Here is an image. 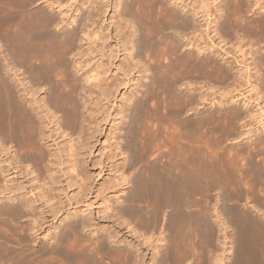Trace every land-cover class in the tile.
<instances>
[{"label": "bare ground", "instance_id": "bare-ground-1", "mask_svg": "<svg viewBox=\"0 0 264 264\" xmlns=\"http://www.w3.org/2000/svg\"><path fill=\"white\" fill-rule=\"evenodd\" d=\"M113 1L0 0V264H107L110 260L106 258L116 264H144L145 253L141 251L138 242L133 240L137 243L134 244L131 239L129 241L128 237L126 239L122 235L125 240L123 239L124 244L120 245L123 240H115L118 234L122 233L117 231L119 228L115 226L118 228L116 230L100 224L92 210L90 211L93 203L89 196L94 193L92 190L95 187L92 186L94 172L89 169V163H92L94 168L97 164L106 166V161H118L119 155H123L120 159L122 162L119 161L117 165L122 164L124 170L116 167L123 171L136 168L134 184L143 195L138 192L140 195L137 200L131 198L132 195L130 200L116 198L117 204H123H118L116 213L114 210H107L110 208L107 205L109 202L105 201L106 207L98 211L100 218L105 220L118 215L135 218L140 226L139 231H142L140 235L144 238V245L148 244L151 251L158 246L162 248L158 247L155 251L153 259H150L151 264H186L187 258L194 253V242L188 240L199 227V221L196 225L188 218V208L195 207L192 206L195 195H190L189 191H204L205 185L216 176V172L213 175L212 171H215L214 167L221 163V159L217 154L220 163L217 162L214 154L215 161L207 160L216 165L210 166L204 155V151L208 150L205 149L207 140L202 142V136H199L203 135L199 131L205 125V120H211L212 117L216 120L217 115L214 114L210 118L208 115L206 119H203L204 115H200L194 123L195 126L191 125L193 121L190 124L189 119L187 124V119L181 118L185 102L209 100L226 103L218 99H225L227 96L235 102L239 100L235 98L237 95H243L241 99L245 101L242 104L249 107L252 100H257L258 103V100L264 98L258 91V86L264 84V75L260 79L259 70L254 71L255 73L252 71V65H264V53L262 56L260 54L258 59L254 56L256 51L259 53L260 48L264 47V0ZM109 10L113 11V14L110 21L105 22L103 17ZM255 45H258L256 49ZM120 54H123L122 58ZM219 57H224L223 61L220 59L219 62ZM117 59L119 63L116 62ZM182 69L184 73L181 72ZM179 72L182 73L180 77H183L184 81L179 77ZM122 86L136 87L132 88L130 94L124 92L123 95L119 93ZM139 90L142 100L138 98ZM245 90L250 91L247 93L249 96L251 92H255V99H247L248 95L244 96ZM183 91L188 92L185 94L187 96H184ZM119 94L123 97L119 98ZM260 104L261 102L257 104L258 107ZM251 108L249 107L250 110ZM259 108L261 114L256 112L257 110L247 112L251 115L250 118L255 119V124L258 122L257 125H263L264 130V118L261 116L264 110ZM234 109L228 111L231 112L230 115L244 119L247 117V112L246 115L244 111H239V108ZM177 117H180L181 125H191L196 134L194 131L189 133L187 125L183 127L185 130L179 132L178 137V133L175 136L169 135L172 129L166 134V121L171 122L175 118L174 121L178 122ZM161 122L162 125L166 123L163 125L164 132L160 126ZM245 126L248 127L247 132L243 133L248 134L246 136L248 142L251 141L252 151H248L250 155L246 166L245 163L240 166V156H235L236 165H232L235 170L230 173L235 172V192L237 191L241 198L247 190L262 197L264 154L261 155L257 148L264 143V135L259 139L257 133H254L259 130L258 126L255 127L251 123ZM213 127L216 128V125ZM203 128L206 132L207 128ZM162 132L163 136L169 135V142H166L167 137L166 141L162 139ZM175 132L171 134L174 135ZM187 133L196 137V141L199 139L192 151L186 148L183 141ZM122 135L123 138L120 139ZM216 137L212 138L216 140ZM114 138L115 141H112ZM160 138L163 142L170 143L171 147L165 143L168 149L162 151V156H156L157 148L154 146ZM120 140L123 141L122 145ZM162 140L158 143H163ZM160 146L161 144L158 147ZM241 146L243 147L242 144ZM241 146L235 149L236 155L243 152H240ZM96 149L101 150L99 153L103 154L93 159ZM263 151L264 149L261 152ZM210 157L212 159V156ZM205 161L209 164L207 168ZM209 166L214 170H209ZM218 168L221 169V166ZM220 169L216 170L217 173ZM230 169H226L225 173ZM221 170L218 174L222 177L224 166ZM124 174L121 175L123 181L133 180L126 178L128 173L126 176ZM146 178H154L155 183L157 181L156 184L152 182L157 186L156 192L152 184L149 185L151 189L153 187L155 195L150 194L152 191L147 195L149 186L141 184ZM230 179L233 181V178ZM115 181H118L117 178ZM211 182L212 180V185L214 181ZM215 183L212 187H215ZM106 185L103 186L105 190ZM141 185L146 188L147 194L145 191L143 193L144 188ZM103 191L104 188L101 194H104ZM133 193L136 195V189ZM257 197H254V202ZM260 201L263 200L260 199L259 204ZM208 203L209 200L205 206L210 205L209 211L212 212L214 205ZM257 204L249 205L250 208L247 206L246 212L239 207L235 209V228L231 227L236 234V237L234 233L231 234L235 237L234 243L232 241V264H264V215L262 219H256L257 216H252L250 210ZM77 205L84 206L85 210H77ZM261 205L264 206V203ZM263 206L258 207L259 209L256 207L257 212L261 209L263 213ZM201 212H204L206 217L203 221L200 220V223H205L208 235L205 225H202L204 230L201 226L200 229L202 228L201 231H204L207 237L205 235L200 238L215 246L219 240L218 231L222 230L219 229V219H211L212 216L203 207ZM213 212L216 213L214 210ZM197 216L200 219V215ZM59 219L61 222L57 224ZM172 220L175 221L176 229ZM126 222L128 223L127 220ZM118 223L120 224L119 220ZM120 225L118 226L122 227L123 224ZM47 229L48 234L44 235ZM174 229L177 232L175 236L172 235ZM95 234L96 237L92 239ZM195 234L191 237L197 238L199 234ZM171 237H175V240ZM158 241L161 242L160 245ZM37 242L38 246H35ZM227 243L222 244V247L227 246ZM200 244L201 240L199 246ZM204 245L199 248L207 246ZM169 250H173V258L165 256L167 251L171 252ZM204 251L209 252L206 249ZM220 252L221 249L217 253ZM161 253L163 255L158 257ZM209 259H212H207L212 262L210 264H224L221 259ZM196 260H192L194 264Z\"/></svg>", "mask_w": 264, "mask_h": 264}, {"label": "rangeland", "instance_id": "rangeland-1", "mask_svg": "<svg viewBox=\"0 0 264 264\" xmlns=\"http://www.w3.org/2000/svg\"><path fill=\"white\" fill-rule=\"evenodd\" d=\"M78 1H81V0H78ZM85 1V0H84ZM112 2H114L113 0H112ZM113 14V11H111V10H109L107 13H106V16H104L103 17V20L105 19V22H107V20H108V22L110 21V16ZM258 45H255V49H256V47H257ZM263 46V44L261 45V47ZM260 48V47H259ZM261 49V53L259 52V53H256L255 52V57H256V59H258L259 58V55L260 56H262V53H264V47H262V48H260ZM184 52V50L182 49L181 50V53H183ZM167 54H165V56H166ZM264 55V54H263ZM123 57V54H120V58H122ZM224 57H226L227 58V56H224ZM224 57H223V59H224ZM225 58V59H226ZM162 59L164 60V57H162ZM219 59V62H221V60L220 59H222V57H219L218 58ZM223 59H222V61H223ZM116 62H118L119 63V59H117L116 60ZM259 63V62H258ZM254 66H258V64H254V65H252V67L253 68H255V69H253L252 68V71L254 72V71H258L259 70V72H258V76H259V78L261 77V76H263L264 75V65H262L261 66V64H259V66L256 68V67H254ZM262 67V68H261ZM263 71V72H262ZM114 72H115V70H114ZM181 72H183V69L181 70ZM180 73V72H179ZM178 73V75H179V77L181 76V74L182 73H180L179 74ZM184 73V72H183ZM255 73V72H254ZM147 74H149V73H147ZM260 74H262V75H260ZM256 75V76H257ZM180 78H182L181 80H183V77H180ZM263 78V77H262ZM261 79V78H260ZM260 79H259V82H258V80H257V82L260 84L261 83V81H260ZM144 80H146V77L144 78ZM148 80V79H147ZM180 80V84L182 83V81ZM207 80V79H206ZM184 81V80H183ZM216 83V82H215ZM217 84V83H216ZM258 84V85H259ZM263 85V86H262ZM262 85H259L258 86V88H259V94H263V95H261V97H264V88H261V87H264V84H262ZM133 87H136V86H132V88ZM132 88L131 87H128V86H122L121 87V89L123 90V91H121V89L119 90V93H123V95H124V92L125 93H128V94H130V92L132 91ZM184 88V86L183 87H181V90ZM205 90V88L204 89H202V91H204ZM260 90H262L261 92H260ZM198 91V90H197ZM139 92V99L141 98V100H142V93H141V90H139L138 91ZM249 92L250 91H246L245 90V94H244V96L246 95H248L249 94ZM188 92H186V91H183V94H184V96H187V95H185V94H187ZM248 93V94H247ZM252 94L253 93H255V92H251ZM250 93V94H251ZM128 94H126V95H128ZM141 94V95H140ZM236 94H238V93H236ZM248 95L246 98L247 99H249V98H251L252 97V99H255V94H253V95ZM121 95V96H120ZM123 95L122 94H119V98H121V97H123ZM254 96V97H253ZM249 97V98H248ZM226 98H227V100H226ZM225 99H223V98H220L219 97V101L220 100H224V102H226V103H221V101L220 102H215V101H202V102H185V106H184V110H183V112L184 113H182V116L183 117H181V118H186L187 120H186V122H187V124L190 122V124L192 123V121H193V124H191V125H193V126H195L194 125V123H196L198 120H196V119H198L199 118V116L200 115H202L201 117H203V115L205 116L203 119H206V117L209 115V118L211 117V116H213L214 114H216L217 115V117H216V120H214V118L212 117V121L210 120V119H208V121H207V119L205 120V122H204V124L205 125H203V127L205 126V129L207 128V130H205L206 132H204V128L203 127H201L202 128V130H200L199 132H202L201 134H203L204 135V137H203V135H199V136H202V137H200L201 139H202V142H205V141H203L204 139L205 140H207V142H206V144L207 145H205V149H208V150H205L204 151V155H205V159H206V161L208 162V160L210 161V160H214L213 159V157L215 158V160H216V158H217V162L219 161V157H220V161H221V163L222 162H224V165H223V163L221 164L220 163V161H219V165L221 166V169H223V166H224V172H223V174L225 175V177H224V175L221 177V176H219V172L221 171L222 172V170L220 169V168H218L219 167V165H216V164H214V163H212L213 161H211V163L210 162H208L209 164H210V166H211V164L213 165L214 164V166L216 165V167H214L215 168V171L213 172L212 170H214V168L212 169L211 167H213V166H209L210 168H209V170H211L212 171V173H213V175H214V173L216 174V176L214 175L213 176V179L211 178L210 180H212V185L210 184V180H209V182L206 184V182H205V186L207 187H205L204 188V191L202 190V191H189V193H190V195H195V202L193 203V205L192 206H195L194 207V209H192V207L190 206V208H188V209H190V212H188L189 213V215H188V218H190V219H192V220H190L191 221V223H192V221H193V224H194V222H195V224H196V222L197 221H199L197 224H198V228H197V224L196 225H194L196 228H197V230H196V228H195V230L197 231V233L200 235V232H201V234L202 235H198L199 236V238H198V236H197V233L195 234V232L193 233V231H194V229H193V226H192V229H193V231H192V229H191V233H193V235L192 236H194V234L197 236V238H195V237H191V235H190V240H188V241H192V242H194L196 245H194V243H192V245H193V247H194V249L192 250V252L194 251V253L191 255V256H189L187 259H188V261H185V263L186 264H194V261L196 260V258H197V260L200 258V257H202L203 258V263H202V258H200L201 259V262H200V259L198 260L200 263H198V261L196 260V262H197V264H210V263H212V262H210V261H212V259H209V258H215L216 260H223V262H224V264H226L227 262V264H232V259H233V248H234V238L236 237V234H235V231L234 230H232V228H235V226H234V214H235V209L237 208V207H239L243 212H246L247 211V206H249V205H251V206H255L257 203L259 204V200L261 199V200H263L262 202L264 203V193L261 195L262 197H259L260 195H257V194H253V192H248V190L247 191H245L246 193H245V195H243L242 196V198L240 197V195H238V192L236 191L235 192V190H237V187H234L235 186V179H234V175H235V172L232 174V173H230V172H233L235 169V163H236V161H235V159H237V157L238 156H240L241 157V159H240V157H238L239 158V162H240V166L241 165H244V163H245V165L244 166H246V164H247V161H248V158H249V155H250V153H251V151H252V147H251V141L250 142H248V140H247V136H248V134H246V135H244L246 132H247V128H246V124H248V123H251V124H253L255 127H257L258 126V128H259V130L258 131H255L254 133H257L256 135L258 136V138L260 139L261 138V136H263L264 135V130H263V125H257L258 124V122L255 124V119L253 118H250L251 117V115H249L248 114V112H247V110H250L249 109V107L251 108V106H253L252 108H251V110H250V112H252L253 110H257L256 112H259L260 111V108L259 107H262L261 109H263L264 110V98H262V99H260V101L258 100V103H260L261 102V104L259 105V107H258V103L256 102V101H254V100H252V103L251 102H248L247 101V103H251L250 104V106L248 107L247 105H244V104H242V103H244V101L245 100H243L242 101V99H243V95L242 96H239L238 97V95H237V97H235L236 99H239V100H237V101H235V102H232L231 100L232 99H230L229 98V96H227ZM229 98V99H228ZM234 98V99H235ZM242 98V99H241ZM186 99V98H185ZM235 99V100H236ZM240 99H241V102H239L240 101ZM186 100H188V99H186ZM226 100V101H225ZM263 101V102H262ZM181 102V101H180ZM255 102V103H254ZM192 103V104H191ZM238 103V104H237ZM222 104V105H221ZM191 105V106H190ZM117 106V105H116ZM178 106V105H177ZM181 106V105H180ZM193 106V107H192ZM197 106V107H196ZM237 107V109L239 108V111H241V112H243L244 111V113L246 114V112H247V117L248 118H250V119H248L247 117H245V119L244 118H239V117H237V116H233V115H230L231 114V112L229 113L228 111H230V110H232V109H234V108H236ZM257 107V108H256ZM232 108V109H231ZM247 108V109H246ZM245 109H246V111H245ZM187 110H189V111H187ZM235 110V109H234ZM215 111V112H214ZM218 111V112H217ZM200 112V113H199ZM214 112V113H213ZM217 112V113H216ZM253 112H255V111H253ZM263 112V111H262ZM219 113V114H218ZM260 114H261V112H259ZM183 114H185V115H183ZM244 114V115H245ZM264 113H262V117L264 118V115H263ZM245 115V116H246ZM198 117V118H197ZM235 117H237V118H235ZM257 117V116H256ZM261 117V118H262ZM180 117H177L176 119H178L177 121L178 122H176V121H174L175 120V118L171 121V122H169V121H166L168 124L166 125V123H164L166 126H164L163 127V125H162V123L164 122H161L160 123V126H161V129H162V131L164 130L165 131V133L166 134H169L171 131V133H173V132H175V134L173 135V134H169L170 136L172 135V136H175V135H177L176 133H178V135H177V137L179 136V132L181 131V130H185L186 128H183L184 126H186L187 124H185V123H183L182 122V120H181V122L183 123V125H181L179 122H180V119H179ZM208 118V117H207ZM219 118V119H218ZM221 118V119H220ZM228 118V119H227ZM239 119L241 120V121H239ZM196 120V121H195ZM210 120V121H209ZM219 120V121H218ZM258 120V119H257ZM256 120V121H257ZM214 121V122H213ZM221 121V122H220ZM237 121V122H236ZM251 121V122H250ZM208 122H209V124H208ZM232 122V123H231ZM245 122H247V123H245ZM253 122V123H252ZM154 123H155V121H154ZM156 123H157V121H156ZM216 123H218V124H216ZM242 123H245V124H243L242 125ZM172 126H174V127H172ZM179 124H180V126H179ZM185 124V125H184ZM214 124L216 125V128L215 127H213L214 126ZM190 125V126H191ZM208 125V126H207ZM219 125H221V126H219ZM169 126V127H168ZM182 126V128L183 129H180V127ZM189 125H187L186 127L187 128H189V129H187V130H189V133H191V131L193 132L194 130H193V127L191 128L190 126L188 127ZM207 126V127H206ZM213 128H212V127ZM218 126V127H217ZM245 126V128H243ZM155 127V126H154ZM153 127V128H154ZM261 127V128H260ZM164 128V129H163ZM200 128V129H201ZM208 128H210V129H208ZM172 129V130H171ZM173 129H176V130H173ZM263 130V132H262V130ZM171 130V131H170ZM244 130V131H243ZM261 130V131H260ZM163 131V132H164ZM229 131V132H228ZM246 131V132H245ZM162 132V133H163ZM188 132V131H187ZM206 134H204V133ZM210 132V133H209ZM243 132H245V133H243ZM189 133H187V135L186 136H184V143H185V146H186V148L187 149H189L190 148V150L192 149H194L195 148V144H197V142H198V140L199 139H197V141H196V137H194V136H192L191 134H189ZM194 133H195V131H194ZM243 133V134H242ZM193 134V133H192ZM196 134V133H195ZM262 134V135H261ZM164 135V133L162 134V136ZM169 135H165V136H163L164 138H162V139H165V137H167V141H166V139H165V141L166 142H169L168 141V136ZM194 135V134H193ZM240 135H244L243 137L242 136H240ZM196 136V135H195ZM217 136V137H216ZM177 137H176V139H177ZM190 137H192V139L190 140ZM195 139H194V138ZM212 137H214V139H215V137H216V140H214ZM232 137V138H231ZM123 138V135L121 136V138L120 139H122ZM187 138H189V139H187ZM197 138H199L198 136H197ZM212 138V139H211ZM233 138H235V139H233ZM237 138V139H236ZM161 138L159 139L160 141L162 140ZM218 139V140H217ZM103 140V139H102ZM112 141H115V138L114 139H111ZM159 140H158V142H159ZM179 140V139H178ZM181 141H182V139H180ZM189 140L190 141H192V143L191 142H189ZM193 140H194V142H193ZM214 140V141H213ZM238 140V141H237ZM247 140V141H246ZM104 141V140H103ZM164 140H162V142H163ZM182 141V142H183ZM213 141V142H212ZM216 141V143H214ZM219 141V142H218ZM120 142H121V145H122V142L123 141H121L120 140ZM157 141H156V145H160L161 144V146L160 147H158V146H154V147H156L158 150H160V149H162V150H160V151H158L156 148H154V149H156L154 152L156 153L155 155L156 156H162L161 154L163 153V152H165L166 150L165 149H168L167 147H165V143L166 142H163V143H158ZM241 143L242 145H243V147L241 146V144L240 145H238L237 143ZM248 142V143H247ZM164 144V145H163ZM167 145H169L168 143H166ZM218 144V145H217ZM249 144V145H248ZM166 145V146H167ZM194 145V146H193ZM240 147L241 146V148H242V150H240V152H242V153H240V154H238V155H236V152H237V150H235L238 146ZM264 143L263 144H261L258 148H257V150H258V152L262 155V154H264V151L263 152H261L264 148ZM163 146V147H162ZM208 146H210L212 149H214V150H211V148L209 149L208 148ZM237 146V147H236ZM249 146V147H248ZM109 147V146H108ZM169 147H171V144H170V146ZM207 147V148H206ZM220 147V148H219ZM248 147V148H247ZM246 148V149H245ZM263 148V149H262ZM98 149H100V147L98 148ZM98 149H96V151L98 150ZM259 149H260V151H259ZM109 150V149H108ZM191 150V151H192ZM245 150H246V152H245ZM95 151V154L96 155H93L92 157H93V159H94V157L95 158H98V156L99 157H101L100 155H102L101 154V152L99 153V151H101V150H98L97 152ZM163 151V152H162ZM248 151H250V153L248 152ZM157 152H160V153H157ZM208 152V153H207ZM214 152V153H213ZM226 154H225V153ZM229 152V153H228ZM231 152V153H230ZM249 154H248V153ZM206 153V154H205ZM220 153H222V154H220ZM247 153V154H246ZM100 154V155H99ZM110 154V153H109ZM157 154H159V155H157ZM207 154H208V156H207ZM211 154V155H210ZM215 154V155H214ZM217 154H218V156L219 157H217ZM234 154V155H233ZM98 155V156H97ZM110 155H112V154H110ZM155 155L153 154L152 156H154L153 158H155ZM212 156V159H211V157L210 156ZM214 155V156H213ZM122 156L123 155H119V156H117L118 157V161H116V162H108V161H106V166H104L103 164H97V165H95V168H94V166H93V164L91 165L90 163H89V169L92 171V173L94 172L95 173V171H96V173H95V175H94V173H93V176L94 177H92V186L93 187H95V188H93V190H92V192H94V193H92L90 196H89V198H90V201L93 203V206L90 208V211L93 213V215H94V217L97 219V221H99L100 222V224H103V225H106V226H111V228L113 227V229L114 228H116V230L117 231H119V233L120 232H122L121 234H118V236L115 238V240L116 239H120V240H125V238L126 237H128V238H126V239H128L129 241H130V239H131V242L132 243H134V244H137V243H135V242H138V246H140L141 247V251L143 252V254H144V257H145V263L144 264H151L152 262H151V258L153 259V257H154V255H155V251H157V249H158V247H157V249H153V251H151L152 249H151V247L150 246H148V244L146 245H144V240H142V238L143 237H141V233H142V231L140 232L139 231V224L137 223L138 221L135 219V218H132V217H130V216H126L125 217V215H124V217H120L119 215L118 216H112L111 218H108V219H103L102 217L100 218V214L98 213V211L102 208L103 209V207H106L105 205V203H108L107 205L111 208H108L107 210H114L115 212L114 213H116L117 212V209H118V207L119 206H123V204H120V203H118L119 204V206H118V204H117V202H118V199H116V198H121L120 200H124V199H127V200H130L131 198H135V200H137V198H138V195H143L142 194V192H140L138 189H137V187H136V185L134 184L135 183V179H134V177H135V173L137 172V171H135L136 170V168H134V170L133 169H131V170H129V171H127V170H125V171H123L124 170V167L122 168L121 166H122V164H118L117 165V163L120 161V162H122L120 159L122 158ZM225 156H226V158H225ZM235 156H237V157H235ZM115 157V156H114ZM120 157V158H119ZM208 157V158H207ZM209 157H210V159H209ZM222 157V158H221ZM224 157V158H223ZM246 157V158H245ZM260 158V157H259ZM208 159V160H207ZM228 159V160H227ZM214 160V161H215ZM205 161V164H206V168H207V166L209 165L207 162ZM226 161H228L229 162V164H228V162H226ZM119 162V163H120ZM217 162H215V163H217ZM235 162V163H234ZM108 163V164H107ZM115 164L114 165V167L112 166L113 164ZM112 164V165H111ZM208 164V165H207ZM218 164V163H217ZM91 165V166H90ZM223 165V166H222ZM226 165V166H225ZM232 165H234V166H232ZM112 166V167H111ZM116 166H119V167H121L122 169H120L119 167V173H118V168L116 167ZM218 166V167H217ZM229 168H231L230 170H227L226 171V173H227V177H226V173H225V170L226 169H229ZM93 167V168H92ZM104 167V168H103ZM110 167V168H109ZM234 167V168H233ZM242 168V167H241ZM126 169V168H125ZM217 169H220L219 171H218V173H217ZM234 169V170H233ZM243 169H244V167H243ZM97 170H98V172H97ZM101 170H103L101 173H100V171ZM233 170V171H232ZM110 171H112V172H110ZM131 171V173H129ZM229 171V172H228ZM133 172V173H132ZM115 173V174H114ZM118 173V174H117ZM125 173V174H124ZM127 173H128V175L130 176H126L127 175ZM122 174H124L125 176H126V178L128 177L130 180H131V178H133V180H131V182L130 181H123L124 180V178L122 177L121 178V175ZM132 174V175H131ZM217 174H218V176H219V178H221V180H218L219 178H218V176H217ZM98 175V176H97ZM119 175V176H118ZM97 176V177H96ZM118 176V177H117ZM134 176V177H133ZM232 176V177H231ZM117 178V180L119 181L120 180V182H118V181H115L116 180V178ZM217 177V178H216ZM94 178V179H93ZM217 180H216V179ZM230 178H233V181H232V179H230ZM95 180V181H94ZM107 180V181H106ZM149 180V181H148ZM152 180V181H151ZM222 180H223V182H222ZM123 181V182H122ZM133 181V182H132ZM151 181V182H150ZM217 181V183H215ZM225 181V182H224ZM116 184H115V183ZM119 184H118V183ZM125 182V183H124ZM152 182H154L155 183V180H154V178H151V179H148V178H146L145 180H144V182L143 181H141V184L143 185V186H145L146 184V186L148 187L149 185L151 186V184H152ZM96 183V184H95ZM115 185H114V184ZM121 183V184H120ZM131 183V184H130ZM145 183V184H144ZM152 184V186L154 187V189H155V192H156V188L155 187H157L155 184L157 183V181H156V183L155 184ZM215 183V187H212V186H214L213 184ZM233 183V184H232ZM104 184V185H103ZM108 185V187L110 188H108L107 187V185ZM111 184V185H110ZM124 184V185H123ZM135 186H134V185ZM209 184H210V186H211V188L209 187ZM102 185V186H101ZM106 185V188L108 189H106L105 190V187H103V186H105ZM116 185H117V187H116ZM141 185V186H142ZM98 186H100L101 188V190L99 189V187ZM119 186V187H118ZM125 186V187H124ZM142 186V188H144ZM150 186L147 188V190H148V194H147V191H146V188H144V190H142L143 191V193H145V194H147V195H153L154 193H153V191H154V189H153V187H152V189L150 188ZM237 186V185H236ZM248 186V185H247ZM104 188V194H101V192H102V190H103V188ZM97 188L99 189V190H97ZM124 188V189H123ZM134 188V189H133ZM149 188L151 189V190H149ZM235 188V189H234ZM113 189V190H112ZM135 189H136V195H135V193H133L132 194V191L134 192L135 191ZM205 189H207L208 190V192L205 190ZM230 190V191H229ZM97 191H98V193H97ZM145 191V192H144ZM152 191V193H150ZM210 191V192H209ZM138 192H140V194H138ZM225 192H227V193H225ZM248 192V193H247ZM262 192H264V191H262ZM262 192H260V193H262ZM95 193L96 194H98V195H95ZM114 193V194H113ZM150 193V194H149ZM171 193V192H170ZM172 193H174V192H172ZM176 193V192H175ZM203 193V194H202ZM205 193H208V195L206 194L205 195ZM251 193V194H250ZM144 194V195H145ZM157 194H160V193H158L157 192ZM156 194V195H157ZM248 194V195H247ZM253 194V195H252ZM102 195H103V197H102ZM105 195H106V197H105ZM119 195H122V196H119ZM131 195L133 196V197H131ZM135 195V196H134ZM155 195V194H154ZM161 195V194H160ZM165 195V194H164ZM166 195H168V194H166ZM169 195H171V194H169ZM172 195H175V194H172ZM176 195H178V194H176ZM210 195V196H209ZM216 195H217V199H215L216 198ZM252 195V196H251ZM258 197H257V196ZM100 196V197H99ZM108 196H109V198L111 199H108ZM205 196H207V197H205ZM213 196V197H212ZM215 196V197H214ZM256 198L257 197V199L255 200V202H254V197ZM95 197H97V198H95ZM131 197V198H130ZM220 197V198H219ZM245 197V198H244ZM247 197V198H246ZM248 197H250V198H248ZM104 198V199H103ZM108 200H107V199ZM115 198V199H114ZM122 198H124V199H122ZM199 198H202V200H198ZM204 198V199H203ZM205 198H207L208 200H209V203L208 204H212L211 206H213L212 208V212L211 211H209V210H211V207H210V205H208L209 206V208H208V206L206 207L205 205L207 204V202H208V200L206 199V201H205ZM213 198V199H212ZM227 198V199H226ZM252 198V199H251ZM102 199V200H101ZM211 199H212V201H211ZM221 199V200H220ZM246 199V200H245ZM248 199H250V200H248ZM103 202H101V201ZM110 200V201H109ZM113 200H114V202H113ZM217 200V201H216ZM220 200V201H219ZM245 200V201H244ZM106 201V202H105ZM115 201H116V203H115ZM216 201V202H215ZM239 201V202H238ZM105 202V203H104ZM212 202V203H211ZM215 202V203H214ZM246 202V203H245ZM257 202V203H256ZM261 201H260V203L261 204H263ZM138 203V202H137ZM206 203V204H205ZM218 203V204H217ZM222 203V204H221ZM243 203V204H242ZM254 203H256V204H254ZM96 204V205H95ZM105 204V205H104ZM113 204H116V205H113ZM128 204V203H127ZM134 204H136V203H134ZM196 204V205H195ZM219 207H217L216 205ZM230 204V205H229ZM248 204V205H247ZM257 204V208L259 207V208H262V206L263 205H261V204H259L258 205ZM98 205H100V206H98ZM126 204H124V206H125ZM136 205H138V204H136ZM112 206V207H111ZM127 206V205H126ZM251 206H249V208L251 207ZM76 207V209L77 210H79V211H83V210H85L84 208V206H82V205H77V206H75ZM75 207L73 208L74 210H75ZM197 207V208H196ZM202 207H203V209L205 208V210H208V214L210 215V216H212L211 217V219H219V223H220V225H219V229L221 230V231H218V239L219 240H217V245L218 244H220L219 246H217V245H215V246H212V244L210 243L209 244V242L210 241H207L208 242V244H206L205 243V239H203V241H202V239L200 238V237H202V238H204L205 237V235L207 234L208 235V233H207V227H206V225H205V223L203 224V223H200V220L201 221H203L204 220V218L206 217V215H205V213L204 212H201V209H202ZM256 207L255 208H253V209H250L251 210V214H252V216H257L256 217V219H262V216L264 215L263 213H264V209H263V213H262V210L260 209L258 212H257V209H256ZM113 208V209H112ZM115 208V209H114ZM197 210H196V209ZM228 208V209H227ZM244 208V209H243ZM258 208V209H259ZM263 208H264V206H263ZM72 209V210H73ZM187 209V210H188ZM217 209L220 211H217ZM232 209V210H231ZM74 210H73V212H74ZM192 210V211H191ZM213 210L217 213H214L213 212ZM189 211V210H188ZM195 211V212H194ZM196 211H197V213H196ZM232 211V213H230ZM255 213H254V212ZM192 212V214L190 215V213ZM199 212V213H198ZM253 212V213H252ZM97 213L99 214V215H97ZM210 213H212V214H210ZM220 213V214H219ZM222 213V214H221ZM260 213V214H259ZM200 215V219H199V216H197V215ZM259 214V215H258ZM65 215V214H64ZM64 215H62L63 217H64ZM98 217H97V216ZM194 215H196L195 217H194ZM213 215H215V216H213ZM216 215H218V216H216ZM220 215H221V217H220ZM229 215V216H228ZM230 215H232V216H230ZM261 215V216H260ZM190 216V217H189ZM225 216V217H224ZM234 216V217H233ZM62 217V218H63ZM192 217V218H191ZM194 217V218H193ZM196 217L199 219H197L196 220ZM214 217H217V218H214ZM224 217V218H223ZM230 217H232V218H230ZM258 217H260V218H258ZM123 218V219H122ZM128 218V219H127ZM202 218V219H201ZM221 218H223V219H221ZM128 221V223H130V224H128L127 222H126V220ZM227 219V220H226ZM118 220H119V222H120V224L122 223L123 225H122V227H119V226H121L119 223H118ZM121 220H123V221H121ZM175 220V219H174ZM174 220H172V221H174ZM194 220H196V221H194ZM136 221V222H135ZM220 221H222V223L220 222ZM226 223H225V222ZM61 222V219H59V222H57V224H59ZM124 222V223H123ZM233 222V223H232ZM115 223V224H114ZM125 223H127V224H125ZM223 223H225V224H223ZM231 223V224H230ZM109 224V225H108ZM125 224V225H124ZM223 224V225H222ZM228 224H230L228 227H226V225H228ZM119 225V226H118ZM126 225H127V227H129V226H131V227H129V228H127L126 227ZM138 225V226H137ZM202 225H205V229H206V234L204 235V231H201V229H200V226L201 227H203V229L202 230H204V226H202ZM115 226H117V227H115ZM173 226H174V228L176 229V227H175V221H174V224H173ZM223 226V227H222ZM225 226V227H224ZM251 226V225H250ZM4 228H5V226H3ZM132 227H134V228H132ZM230 227V228H229ZM232 227V228H231ZM6 228H7V226H6ZM5 228V229H6ZM125 230H123V229ZM123 231H122V230ZM129 229V230H128ZM172 229H173V227H172ZM173 230V232L172 233H174V234H172L173 236H175V233H177V232H175L176 230ZM198 229H200L199 231L200 232H198ZM228 230V232H225L226 230ZM140 230H141V228H140ZM128 231V232H127ZM132 231V232H131ZM229 231H230V233H229ZM234 231V232H233ZM203 232V233H202ZM222 232H223V234H222ZM224 232L227 234V235H225L224 234ZM232 232V233H231ZM130 233V234H129ZM235 234V237L233 236L234 234ZM44 235L45 234H48V229L46 230V231H44V233H43ZM41 235V236H43L44 237V235ZM134 234V235H133ZM222 234V235H221ZM231 234H233V235H231ZM122 235H124V237H122ZM204 235V236H203ZM207 235H206V237H207ZM225 236L224 238H226V240L222 237V236ZM96 237V234L95 235H93L92 236V239H94L95 237ZM133 236V237H132ZM172 236V237H173ZM228 236L230 237V238H228ZM121 237V238H120ZM171 237V238H172ZM233 237V238H232ZM45 238V237H44ZM221 238H223V240L221 239ZM230 240V242H228L229 240ZM144 239V238H143ZM173 240H175V237L174 238H172ZM197 239V240H196ZM198 239H200L201 240V244H200V246L202 245L203 246V244H205V245H207V246H205V247H203L202 249L201 248H199L200 246H199V243H200V240H198ZM232 239V240H231ZM124 240L123 241H121L120 242V245H122V244H124ZM135 242H134V241ZM141 240V241H140ZM206 240H209L208 238H206ZM198 241H199V243H198ZM220 241H221V243H220ZM232 241H233V243H232ZM126 242V241H125ZM159 243H158V245H160V241H158ZM228 242V243H227ZM163 243V242H162ZM226 243H227V246H223L222 247V244L223 245H226ZM231 243V244H230ZM198 244V245H197ZM233 244V245H232ZM118 245V244H117ZM211 245V246H210ZM214 245V244H213ZM232 246V248H231V246ZM35 246H38V242L37 243H35ZM148 246V247H147ZM209 246H210V248H213V249H211L210 250V248H209ZM221 246V247H220ZM198 247V248H197ZM206 247H208L209 249H207ZM218 247V248H217ZM220 247V248H219ZM226 247V248H225ZM144 248V249H143ZM146 248V249H145ZM149 248V249H148ZM160 249H162L161 248V246L159 247ZM196 248V249H195ZM217 248V249H216ZM209 250V252H205L204 250ZM215 249V250H214ZM219 249V250H218ZM220 249H221V252L218 254L217 252H219L220 251ZM214 250V251H213ZM223 250V251H222ZM231 250V251H230ZM147 251V252H146ZM149 251V252H148ZM169 251H171V250H169ZM173 251V250H172ZM168 252L167 251V253L165 254V252H164V254H165V256H167L168 258L169 257H171V258H173L174 257V254H173V252ZM205 253H204V252ZM226 251V252H225ZM233 251V252H232ZM142 252H138L141 256L143 255V254H141ZM151 252H153V254H151ZM196 252H200L199 254H201L200 256H198L199 254L198 253H196ZM232 252V253H231ZM147 253V254H146ZM196 253V254H195ZM223 253V254H222ZM194 254H195V256H194ZM198 254V255H197ZM202 254H203V256H202ZM225 254V255H224ZM153 255V256H152ZM160 255H163L162 253L161 254H159V255H157L158 257L160 256ZM208 255V256H207ZM149 256H150V258H149ZM152 256V257H151ZM210 256V257H209ZM227 256V257H226ZM143 257V256H142ZM143 257V258H144ZM148 257V258H147ZM193 257H195V258H193ZM204 257H206L208 260H210L209 262H208V260L206 259V258H204ZM224 257H226V258H224ZM190 258H192V260L194 259V261H192ZM106 259L107 260H110L109 262H111V263H107L106 262ZM105 259V262L107 263V264H112L114 261L113 260H111V259H109V258H106ZM204 259H205V263H204ZM215 259H213V260H215ZM228 259V260H227ZM207 260V261H206ZM113 261V262H112ZM192 261V262H191ZM189 262V263H188ZM196 262H195V264H196ZM219 262V261H218ZM113 264H116V262H114ZM220 264V263H219ZM223 264V263H222Z\"/></svg>", "mask_w": 264, "mask_h": 264}]
</instances>
